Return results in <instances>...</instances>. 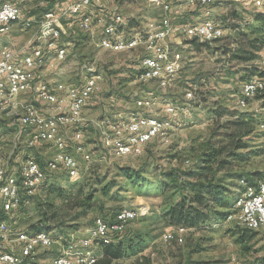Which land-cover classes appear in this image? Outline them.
Returning a JSON list of instances; mask_svg holds the SVG:
<instances>
[{
    "label": "rangeland",
    "instance_id": "rangeland-1",
    "mask_svg": "<svg viewBox=\"0 0 264 264\" xmlns=\"http://www.w3.org/2000/svg\"><path fill=\"white\" fill-rule=\"evenodd\" d=\"M67 1L17 0L22 9L21 20L34 18L32 25L22 29L19 25L21 21L13 24L8 34H0V49L9 46L19 51L38 44L41 16ZM126 1L133 3L124 4ZM163 1L170 3L175 0ZM186 1L176 2L183 6L182 13L177 15L179 21L185 20V23L192 24L208 18L221 26L224 35L215 42L203 43L198 38L175 34L167 44L171 50V60L181 68L175 80L165 89L158 88L154 82L139 83L136 80L138 65L144 56L141 47L118 53L103 51L96 47V32H83L82 27L74 22L76 16L64 15L63 21L67 26L59 38V45L69 44L67 56L62 62L52 60L54 68H42L37 73L39 79L34 83L35 86L41 82L80 84L91 68L104 77V88L92 100L87 119L97 121L107 117L118 118L120 113L139 112L141 109H135V100L150 99L152 92L159 97V103H173L182 109L179 111L183 114L182 127L178 128L179 135L172 136L169 143L156 140L141 156L95 162L87 169H84L85 164L79 159L83 171L78 178H68L64 174L49 176L20 208V214L14 216L16 222L12 224L17 230L34 232L29 230L31 224L38 223L44 216H51L46 226L39 230L50 233L57 242H63L72 236L75 239L85 237L95 219L104 212L141 208L144 210L142 214L128 227L141 240L136 241L133 250L126 251L119 264H260L261 259H264V235L258 234L251 241L237 243V235L232 230L244 229L226 222V219L212 230L186 228L180 244L163 241L162 236L166 232H174L180 226L172 225L162 217L163 210L179 198L173 191L165 190L163 185L172 182L170 174L191 168L218 123L222 125L233 119L228 112L251 114L256 119L253 134L248 137L249 151L253 155L249 154L234 164L231 172L264 174V129L260 128L264 121L262 100L256 97L249 100L248 104H245V100L241 104L243 100H239L244 81L257 77L255 74L260 64V51L251 62H241L236 57L242 53L238 50L242 46L243 34L250 39L264 38V31L257 33L261 23L254 20L255 14L264 11L253 7V1H245L244 5L234 0H219V3L209 6V11L204 8L192 9ZM102 5L115 10L125 19V23L118 26L117 30L123 31L124 27H128L125 30L128 37L138 33L148 20L164 17L162 5H150L145 0H102ZM84 14L82 12L80 18ZM49 54L53 57L52 53ZM250 70H254V73H249ZM143 72L140 69V74ZM187 90L193 93L194 98L190 101L185 99ZM29 103L48 112L45 111L47 103L37 102L34 89L18 95L15 107L3 109L0 105L1 156L15 170L27 156H34L25 145L27 132L19 134L17 125H14L17 115L23 111L22 106ZM224 111L226 113L218 118L217 114ZM143 113L160 117V113ZM89 132L88 142L98 145L95 130L90 129ZM220 136L218 134L216 139L219 140ZM32 149L33 154L41 152L43 163L51 155L47 145L39 144ZM89 152L93 156L99 155L98 147ZM185 162H189L190 167L186 168ZM233 182L237 184V181ZM232 190L229 200L234 203L239 189ZM1 214L0 219L3 218ZM57 253L58 244L40 250L32 264H52ZM100 255L102 257L101 252Z\"/></svg>",
    "mask_w": 264,
    "mask_h": 264
},
{
    "label": "built area",
    "instance_id": "built-area-1",
    "mask_svg": "<svg viewBox=\"0 0 264 264\" xmlns=\"http://www.w3.org/2000/svg\"><path fill=\"white\" fill-rule=\"evenodd\" d=\"M162 5L164 17L151 19L134 35H142L141 51L152 54V61L138 65L136 80L139 83L154 82L160 89L168 88L175 80L180 65L175 61H166V53H171L167 44L176 33L184 34L188 38H198L199 42L212 43L221 39L223 29H217V22L192 23L175 26L171 14L173 6L163 0H148ZM229 1V0H226ZM245 5V1H253V7L264 11L263 0H234ZM219 3V0H187V6L192 9L204 8ZM80 11H90V18H80ZM76 13L74 21L83 32H96L98 41L96 47L103 51L126 52L133 51V45H123L121 49L106 47V40L128 37L123 31H109V24L125 20L115 10H109L102 5V0H68L66 4L52 9L51 13L41 17L40 40L36 47L35 56H25V49L15 51L12 48L0 49V105L3 109L15 107L18 95L35 91L37 102H44L51 106L52 113H45L37 106H22V113L18 114L14 125L18 133L27 132L26 147L32 149L44 144L51 150V157L41 162L34 156H27L17 170L11 169L9 161L1 156L3 140L0 137V264H32L40 250L48 249L58 244V253L52 264H94L100 257L98 249L101 243L109 244L114 237L123 236L131 222L139 218L144 211L139 208H125L116 213H105L97 217L88 234L79 239L73 236L63 242H57L46 231L29 232L17 230L14 216L20 214L22 198L33 196L49 176L64 174L68 178H78L83 169L79 159L85 164L84 169L95 162L102 163L111 159L138 157L143 155L146 148L158 140V130H165V124H172V132H165V140L169 143L173 136L176 122H180L182 113H171V106L159 103V97L150 92V99L135 100V109L160 113L159 121L139 122L138 118H128L125 115V126L114 127V118L106 119L105 125H96V121L86 117V110L92 100L102 93L104 77L96 80H85L80 84L41 82L38 72L45 66L54 68V63L39 64V54L48 49H57L56 62H62L67 56L68 47H60L59 38L64 31V14ZM22 9L17 0H0V34H8L10 28H2V20L6 16H14V24L22 29L31 25V17L21 20ZM71 25V24H70ZM12 26V25H11ZM140 69H148V76H140ZM259 69L264 71V50L260 52ZM88 70H91L89 68ZM264 92V76L257 75V81L241 90L239 100H253ZM193 93H185V99L190 101ZM264 112V109L262 108ZM120 115V114H119ZM22 124H30V131H22ZM264 128V125H260ZM94 129L98 136V156H89L85 145L86 134ZM72 132L70 138L66 132ZM124 137H131L129 149L121 156H114V146ZM57 147H64V155H57ZM74 149V153L70 148ZM185 167H190L185 162ZM244 190L236 195L232 209L226 217V222L264 235V179L256 184L248 185L241 182ZM14 220V221H13ZM186 227L179 226L174 232H166L163 241L182 243V235Z\"/></svg>",
    "mask_w": 264,
    "mask_h": 264
},
{
    "label": "trees",
    "instance_id": "trees-1",
    "mask_svg": "<svg viewBox=\"0 0 264 264\" xmlns=\"http://www.w3.org/2000/svg\"><path fill=\"white\" fill-rule=\"evenodd\" d=\"M254 20L261 23V26L257 28V33L261 34L264 31V12L255 14ZM231 28L234 29V25ZM241 45L238 51H242V53L236 56L237 59L241 62H251L256 59L257 52H261L263 49L264 38L250 39L246 34H243ZM249 73L253 74L254 70H250ZM257 75L264 76V71L259 67L255 76ZM257 97L262 100L264 107V92ZM225 113V111L219 112L217 117L219 118ZM228 113L233 119L227 120L222 125L218 123L213 129L211 138L205 142L204 150L191 168L180 173L170 174L169 179H173L172 182L163 185L165 190H171L179 196L176 201L171 202L163 210L162 217L166 222L200 231L212 230L230 213L233 203L229 199L233 188L242 191L244 186L241 182L252 185L264 179V174L231 172L234 164L244 160L249 154L253 155V152L249 151L248 137L253 134L256 119L251 114ZM218 134L221 135L219 140L216 139ZM259 153L255 152V154ZM219 174L221 176H218ZM233 181H237V184ZM29 198L27 196L22 198L23 207ZM104 214L105 212L101 216L103 217ZM50 219L51 216L49 218L44 216L38 223L31 224L29 230L42 231L39 229L45 227ZM232 231L237 235L236 241L240 244L251 241L255 235H258L257 232L247 229ZM137 240H141L140 236L128 229L123 236L114 237L109 244L101 243L98 249L101 251L102 257L94 264H119L124 259L126 251L134 249ZM260 264H264V259H261Z\"/></svg>",
    "mask_w": 264,
    "mask_h": 264
},
{
    "label": "bare ground",
    "instance_id": "bare-ground-1",
    "mask_svg": "<svg viewBox=\"0 0 264 264\" xmlns=\"http://www.w3.org/2000/svg\"><path fill=\"white\" fill-rule=\"evenodd\" d=\"M164 11V8H163ZM52 10H48L44 14L51 13ZM84 11H80V14ZM66 15V14H64ZM69 16H76V13H67ZM82 18H90V14H84ZM32 19L31 18V25H32ZM212 20L206 19L200 23H207ZM35 23V22H34ZM123 22H116V23H110L109 24V31H119L117 30V27H121ZM14 24V16H6L5 20H2V28H10L11 25ZM41 25V20H40ZM83 29V27H82ZM217 29H222L221 26L217 24ZM138 42H142V35H134L131 37H125V38H115L113 40H106V47H113L114 49H121L123 45H133V49L141 47V44H137ZM68 43H63L60 45V47H68ZM3 48H10L9 46H3ZM12 48V47H11ZM52 53L53 57L49 54ZM36 55V47H30L25 49V56H35ZM57 56V49H48L46 51H42L41 54H39V64H46L48 62H51L55 59ZM66 57H64L65 59ZM152 61V54H144L141 64H148ZM166 61H172L170 54L166 53ZM144 72L140 74V76H148V69H143ZM88 75H86L85 80H96L102 78V75L100 73H96L93 69L88 70ZM252 81H257V77H252L242 84V90H244L245 87H248L252 84ZM241 104H244V100L241 101ZM168 106H171V113H179L180 110H182L179 106L168 103ZM26 106H36L31 103L27 104ZM128 114V118H138L139 122H147V121H159L160 117H158L156 114H149V113H143L141 111L139 112H125L124 114L118 115V118H114V127H123L125 126V115ZM106 119L110 118H102L100 120L96 121V125H105ZM261 125H264V121ZM22 129L30 131V124H22ZM264 129V128H263ZM165 132H172V124H165V130H158V140H165ZM131 144V137H124V139L121 142H117L114 146V156H121L122 152L124 150L129 149V146ZM57 155H64V147H57ZM89 156H93V153L89 152Z\"/></svg>",
    "mask_w": 264,
    "mask_h": 264
},
{
    "label": "crops",
    "instance_id": "crops-1",
    "mask_svg": "<svg viewBox=\"0 0 264 264\" xmlns=\"http://www.w3.org/2000/svg\"><path fill=\"white\" fill-rule=\"evenodd\" d=\"M104 2H109L110 0H108V1H106V0H103ZM113 1V0H112ZM148 4H152L151 2H149L148 0H145ZM179 0H175V1H170V3H172L173 2V4H171L172 6H173V11H174V15H173V13L171 14V19H173L172 20V23L174 24V25H176L177 27H179V26H183V25H186L187 23H185V20H181V21H179V19H178V17H177V15L178 14H180V13H182V11H183V6L181 5V4H176V2H178ZM133 3V1H130V2H128V1H126V2H124V4H132ZM115 6L117 7V5L115 4ZM121 7V6H120ZM84 13L85 14H90V11H84ZM190 16V15H189ZM188 16V17H189ZM177 17V18H176ZM183 18V17H182ZM175 19L176 20H178V21H175ZM184 19H185V17H184ZM206 19H208V18H206ZM206 19H204V20H206ZM189 21V20H188ZM201 22V21H200ZM179 33V32H178ZM177 34V33H176ZM174 36V35H173ZM172 36V37H173ZM171 37V38H172ZM45 111H48V112H46V113H52V108H51V106L50 105H47V108L45 109ZM87 111H88V109L86 110V113L85 114H87ZM183 114H181V116H182ZM181 116H180V122H176L175 124H174V128H173V136H178L179 135V132H180V130H178V128H181L182 127V124H181ZM92 131V130H91ZM89 131L87 132V134H86V138H85V145H86V148L87 149H90V150H93L94 149V147H98V145H95V144H92V143H89L88 142V139L90 138L89 137ZM66 135L65 136H67V138H70V136L72 135V132H70V131H68V132H66L65 133ZM27 137H28V135H27ZM98 144V143H97ZM44 145V144H43ZM70 150H71V152H73L74 153V149L71 147L70 148ZM89 150V151H90ZM32 151H33V149H31V151H30V154L31 155H34L38 160H42L41 158H42V155H41V152H36L35 154H33L32 153ZM51 157V155L49 156V158ZM175 161V160H174Z\"/></svg>",
    "mask_w": 264,
    "mask_h": 264
}]
</instances>
